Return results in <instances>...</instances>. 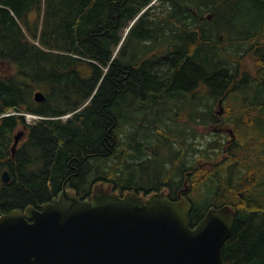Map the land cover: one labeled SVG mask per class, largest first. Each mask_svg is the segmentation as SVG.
<instances>
[{
  "label": "trees",
  "instance_id": "trees-1",
  "mask_svg": "<svg viewBox=\"0 0 264 264\" xmlns=\"http://www.w3.org/2000/svg\"><path fill=\"white\" fill-rule=\"evenodd\" d=\"M154 1L0 0V214L29 205L40 208L65 188L80 198L120 194L133 199L139 192L168 185L169 197L176 199L180 175L189 171L192 226L211 206L233 205L236 219L223 246L224 260L264 264V0ZM242 19L254 29L246 32ZM179 26L186 31L178 33ZM128 27L140 29L141 45L131 54H125V41L120 45ZM162 40L167 55L163 59L177 67L178 88L150 73L157 65L152 42ZM243 40L249 42L248 50ZM243 50L252 58L251 69L242 62ZM198 85L208 88L202 98L212 99L209 113L201 114L203 121L195 119L196 109H205H200L199 97L188 95ZM38 90L45 94L42 101L35 100ZM134 96L174 101L162 107L172 111L171 117H157L164 122L180 121L182 103L187 104L194 129L208 125L205 117L211 116L212 123L213 104L224 100L235 135L226 151L223 142L222 147L209 142L208 149L201 145L199 156L209 164L198 168L189 169L183 159L193 149L187 143L188 125L175 128L178 141L171 129L163 133L158 128V146L168 136L174 143H186L184 152L174 150V144L162 145L173 148L167 160L122 154L119 147L136 146L144 139L139 136L142 128H151L157 113L154 101L129 103ZM27 114L41 118L29 124ZM138 120L140 126L127 129L120 139L123 127L135 126ZM25 126L27 135L13 157L14 136ZM95 157L104 165L105 175L97 177L103 186L88 183L98 168V159L91 160ZM6 169L9 182L2 179ZM204 186L207 190L201 192ZM204 201L203 211L197 213Z\"/></svg>",
  "mask_w": 264,
  "mask_h": 264
},
{
  "label": "water",
  "instance_id": "water-1",
  "mask_svg": "<svg viewBox=\"0 0 264 264\" xmlns=\"http://www.w3.org/2000/svg\"><path fill=\"white\" fill-rule=\"evenodd\" d=\"M44 98L35 93V100ZM24 134L15 135L13 155ZM2 179L10 181L8 170ZM168 191L146 201L118 195L91 201L65 189L41 208L13 209L0 215V264H227L223 246L234 206H211L193 228L191 200L171 199Z\"/></svg>",
  "mask_w": 264,
  "mask_h": 264
},
{
  "label": "rangeland",
  "instance_id": "rangeland-1",
  "mask_svg": "<svg viewBox=\"0 0 264 264\" xmlns=\"http://www.w3.org/2000/svg\"><path fill=\"white\" fill-rule=\"evenodd\" d=\"M244 10V9H243ZM242 25L246 28V32L249 31V29H254V26L249 24L247 21H245V19H242ZM224 32H225V36L227 34V31L225 30V28H223ZM139 34H140V29H137V30H132L131 27L129 29H127L124 33H123V39H122V43L125 41V46H128V48L126 49L125 51V54H131L132 52H134L135 50H137L139 47H140V42L138 40V37H139ZM249 42L246 41V40H243L241 42L242 46L248 50V48L250 47V45L248 44ZM242 55L244 56V50L242 51ZM242 62L244 64V66H246L247 69H251L252 67V58L250 56H244V58H242ZM180 66V64L178 65ZM196 90H192L191 92H188V95H197L199 97V107L200 109L201 108H205L204 111L202 112L201 111V114H207L209 113L208 111V103L212 102V99L210 100H207V98L205 97L206 95L208 96V92H206L205 90H208V88L204 85L202 87H200V85H198L196 88ZM204 90V93H205V96L204 98H202V91ZM201 97V98H200ZM189 102L191 103H195L196 102V99H190ZM228 104V102L225 101V104H224V107H226V105ZM182 105L184 106L183 108V114L182 116L180 117V121H177V122H164V119L163 118H157L155 116V113L153 114V116H155L153 119H152V123H151V128L147 127V128H142V132L139 136H141L142 138L144 139H140L137 141V145H135V143H127L124 147H119L118 148V152L122 153V154H126V152H134V153H137L140 154L143 158H154L155 156L156 157H160L162 159H165L167 160L168 159V156L169 154L173 151V148L170 149L168 147L164 148L162 147V145H165V144H169V145H173L174 144V140H177L179 139V135H178V131L179 130H176L175 131V128L177 127V129H181V128H185L186 125H188V138L187 139V143L188 144H192L193 146V149L187 154V157L185 158V160L189 163V166H190V169H192L193 166H195L194 168H198L199 166L197 165L196 167V160L199 159L197 162L203 164V165H206V164H209V163H206V159L202 158L199 156V148L201 147V145H203V147L207 148L208 149V146H209V142H219L220 143V147L221 146V141L224 142L223 143V146L225 147L226 142H227V137L230 136V133L228 132L230 128L233 127V125L230 123L229 119H227L229 116V112H227V114L225 115L227 118H225V122L224 124L226 126H222L224 128H221V124L219 122H212L210 125H200V126H196V129H194V126H193V123L192 122H188V119L189 117H186V109L189 111V109L185 106H187V104H184L182 103ZM129 105L127 104H124L123 107H124V110L129 114V117H131V114H130V109L128 107ZM151 107H154V105L152 104ZM161 107V106H159ZM186 108V109H185ZM207 108V109H206ZM222 107H219L217 106L216 103L213 104V112H217V111H221ZM226 111H223L221 114H224ZM137 113L138 114H142V116H145L143 114V111L142 110H137ZM161 114V116H170L171 117V113L172 111L170 109H164L162 108L161 109V112H159ZM31 118V117H30ZM157 118V119H156ZM228 120V121H227ZM203 121V120H201ZM204 121L207 122L208 121V124L210 123L211 121V116L209 118H204ZM129 124H126L123 129L121 130L120 132V138H122L125 134V131H130V130H135L137 129L138 126H140V121L138 120L136 125L135 126H130L129 128L128 127ZM145 126V125H144ZM162 127L163 129V133H166L167 130L169 131V129L172 130L173 134V139L170 138L169 136L163 141L165 144H158L156 143V141H159L161 140V136H159V131H158V128ZM165 128V129H164ZM175 131V132H174ZM196 132V136H195V141L192 140L193 139V136ZM215 132V134H214ZM182 137L184 136V133L182 131H180ZM144 134H148L147 136L150 137V139H146L147 136H144ZM232 135H235V133L233 132ZM144 136V137H143ZM198 136V137H197ZM151 142V144H150ZM196 142V145H198V147H196V149L198 150V152H195L194 151V144ZM150 144V146H149ZM184 144V145H183ZM230 144V142H229ZM228 144V145H229ZM183 145V146H182ZM227 145V146H228ZM180 147L182 148H185L186 147V143H182L181 145H179L178 143H175L174 145V150L177 149H180ZM150 149V150H149ZM214 149V148H212ZM185 151V150H184ZM174 152V151H173ZM142 153V154H141ZM155 155V156H154ZM211 161V160H209ZM230 165V164H229ZM106 166V164H105ZM94 174H97V170L96 172L94 171ZM152 175H155V172L152 174ZM167 175V173H164L162 175V178H164V176ZM180 176H183L180 175ZM207 190V186H204L203 189L201 190V192H205ZM198 195V194H197ZM189 198L191 200H193L194 198V195L193 193L189 192ZM205 202V201H204ZM201 203V206L200 208H198L197 210V213H201L203 211V208H204V205L206 204L205 203Z\"/></svg>",
  "mask_w": 264,
  "mask_h": 264
},
{
  "label": "flooded vegetation",
  "instance_id": "flooded-vegetation-1",
  "mask_svg": "<svg viewBox=\"0 0 264 264\" xmlns=\"http://www.w3.org/2000/svg\"><path fill=\"white\" fill-rule=\"evenodd\" d=\"M179 29L181 30V31H183L184 30V27L183 26H179ZM151 48L153 49L152 50V54H151V56H153L154 54H156V59H155V63L157 64L156 65V67L155 68H151L150 69V73L153 75V74H158L159 76H161V80L163 81V83H165V84H172V86H174L175 88H178V87H180L179 86V83L178 82H176V80H177V67L173 64V62H171V65H170V61H168V60H165V59H163L164 57H166L167 55L164 53V51L166 50L165 48H166V43L164 42V40H162V42L160 43V44H158L157 42H152V45H151ZM180 55V54H179ZM160 59H163L164 61H160ZM173 74V76H171ZM154 78H157L158 80H159V78L158 77H154ZM170 80V81H169ZM119 84L121 85V79L119 80ZM161 86H163L162 84H161ZM120 87V86H119ZM163 89H164V87H163ZM168 94V93H167ZM129 101V103H131V104H135V105H138V106H143V105H145V104H148L149 102H151V101H154V103L156 104V106L158 107V108H154V109H156L155 110V112H157V113H155V116L157 117V116H159V112H161V109H162V107L163 106H165V105H167V104H172V103H174V101H171V100H168V99H166V98H160V99H155V98H153V99H148V100H143V99H141V98H137V97H133V99H130V100H128ZM216 104H217V106H222V108L220 109L221 111H219L220 112V114H217V112L216 113H214V118H212V121L213 122H219L220 124H221V128H224V127H222V126H226L225 124H224V122H225V118H227L225 115L227 114V112H228V110H227V108L226 107H224V100L222 101L221 99L219 100L218 99V101L216 102ZM159 106H161V107H159ZM223 111H226L224 114H221ZM196 115H198L197 116V118H195L196 120H198V121H200L201 120V112H200V110L199 109H196ZM121 139V138H120ZM229 141H230V139L229 140H227V142H226V144L228 145L229 144ZM227 145H225V151L227 150ZM98 152H99V154L100 155H103L104 153L102 152V151H99V150H97ZM182 151L184 152V149H182ZM95 159H98V161H100V157H95V158H91V160H95ZM183 159L185 160V154H184V157H183ZM184 160H183V162H184ZM199 159H197L196 160V162L198 161ZM142 161V160H141ZM197 165L198 166H200L201 165V163H199V162H197ZM188 167L190 168V166H189V163H188ZM96 169H94V171H95ZM188 172V174H186ZM187 175L188 176H190V173H189V171H186V172H184V176L182 177V186L183 185H186V179H187ZM99 176H101L100 174H94V172L89 176V180H88V183L89 184H93L95 181H99V180H97V177H99ZM187 181H188V179H187ZM182 186L181 187H178L176 190H177V192H176V194H177V196H180V195H188V193H186V192H182L181 191V189H182ZM162 187H164V186H162ZM165 187H169L168 185H165ZM170 188V187H169ZM162 190V188L160 187L159 189H157V190H151V191H149L148 193H145V191L144 192H139L138 193V195H140V194H143L144 196H146V197H148L149 195H150V197H151V199L152 198H154V197H156V196H158V193L160 192ZM167 195H168V192H167ZM189 196V195H188Z\"/></svg>",
  "mask_w": 264,
  "mask_h": 264
},
{
  "label": "bare ground",
  "instance_id": "bare-ground-1",
  "mask_svg": "<svg viewBox=\"0 0 264 264\" xmlns=\"http://www.w3.org/2000/svg\"><path fill=\"white\" fill-rule=\"evenodd\" d=\"M64 17H65V16H64ZM63 19H64V18H63ZM63 19H62V20H63ZM185 31H186V29H184L183 31H179L178 33H183V32H185ZM55 69H56V68H55ZM188 168H189V167H188ZM189 169H190V168H189ZM189 173H190V172H189ZM186 174H188V172H187ZM183 176H184V174H183ZM63 191H64V189L62 190V192H63ZM62 192H61V193H62ZM61 193H60V194H61ZM60 194H59L58 196L54 197L53 199L59 197ZM53 199H52V200H53ZM192 209H193V208H192ZM192 227L194 228L195 226H192Z\"/></svg>",
  "mask_w": 264,
  "mask_h": 264
}]
</instances>
